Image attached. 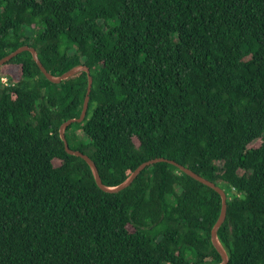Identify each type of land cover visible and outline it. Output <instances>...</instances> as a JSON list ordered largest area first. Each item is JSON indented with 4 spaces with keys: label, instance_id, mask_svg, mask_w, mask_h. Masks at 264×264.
I'll list each match as a JSON object with an SVG mask.
<instances>
[{
    "label": "trees",
    "instance_id": "obj_1",
    "mask_svg": "<svg viewBox=\"0 0 264 264\" xmlns=\"http://www.w3.org/2000/svg\"><path fill=\"white\" fill-rule=\"evenodd\" d=\"M23 45L90 67L65 134L105 185L175 160L226 191L228 264H264V0H0V59ZM87 89L30 51L0 66V264H220L215 189L160 161L107 192L67 152Z\"/></svg>",
    "mask_w": 264,
    "mask_h": 264
},
{
    "label": "water",
    "instance_id": "obj_2",
    "mask_svg": "<svg viewBox=\"0 0 264 264\" xmlns=\"http://www.w3.org/2000/svg\"><path fill=\"white\" fill-rule=\"evenodd\" d=\"M24 51H30L32 53V56L34 58V60L36 61V63L38 64V66L40 67L41 71L43 72V74L46 76V78L48 80H50L51 82L54 83H60L63 80L72 77L74 75H76L77 73L81 72V71H86L88 74V89H87V93H86V97L84 100V105H83V109L82 112L80 114V116L78 118H70L68 120H66L65 122H63L60 126V135L61 138L63 139L64 143H65V148L67 150V152L69 154L72 155H76V156H80L83 159H85L88 164L91 166L94 177L96 179L97 184L99 185V187L107 192H118L121 191L125 188H127L128 186H130L132 184V182L137 178V176L149 165H152L156 162H160V161H167L170 162L171 164H174L176 166H178L182 171H184L185 173L189 174L191 177L195 178L196 180L202 182L203 184L215 189L222 197V208H221V213L219 215V218L217 220V222L215 223L213 229H212V233H211V237H212V242L215 246V248L219 251V253L222 256V262L220 264H228L229 262V255L227 253V251L225 250V248L223 247V245L221 244L219 238H218V232L220 227L222 226V224L224 223L226 217H227V193L224 190V188L216 185V183H214L211 180H208L207 178L197 174L196 172H194L192 169L176 162L175 160H170V159H166L163 157H158V158H154V159H150L148 161L143 162L142 164H140L132 173L131 175L121 184L117 185V186H107L103 183L99 169L95 163V161L86 153L80 151V150H74L70 147L69 142L66 138V129L67 127L72 124L73 122H82L87 114L88 108H89V102H90V95L92 92V88H93V77L91 75V70L90 67L87 65H77L72 67L71 69H69L68 71H66L65 73H63L60 76H55L53 75L42 63L38 52L36 50L35 47L30 46V45H23L19 48H17L16 50L10 52L9 54L5 55L4 57H2L0 59V66L6 62H8L9 60H11L12 58H14L15 56H17L18 54L24 52Z\"/></svg>",
    "mask_w": 264,
    "mask_h": 264
},
{
    "label": "rangeland",
    "instance_id": "obj_3",
    "mask_svg": "<svg viewBox=\"0 0 264 264\" xmlns=\"http://www.w3.org/2000/svg\"><path fill=\"white\" fill-rule=\"evenodd\" d=\"M2 70L5 73H7V74H4V77H2V80H1L2 83H5V82L12 83L19 76V69L15 65H10V67H8V69L2 68ZM8 74L12 75V77L9 76Z\"/></svg>",
    "mask_w": 264,
    "mask_h": 264
},
{
    "label": "built area",
    "instance_id": "obj_4",
    "mask_svg": "<svg viewBox=\"0 0 264 264\" xmlns=\"http://www.w3.org/2000/svg\"><path fill=\"white\" fill-rule=\"evenodd\" d=\"M5 84L7 85V84H9L8 82H5Z\"/></svg>",
    "mask_w": 264,
    "mask_h": 264
}]
</instances>
